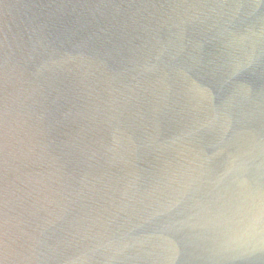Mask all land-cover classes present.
Instances as JSON below:
<instances>
[{
  "label": "water",
  "instance_id": "95a60500",
  "mask_svg": "<svg viewBox=\"0 0 264 264\" xmlns=\"http://www.w3.org/2000/svg\"><path fill=\"white\" fill-rule=\"evenodd\" d=\"M0 264H264V0H0Z\"/></svg>",
  "mask_w": 264,
  "mask_h": 264
}]
</instances>
